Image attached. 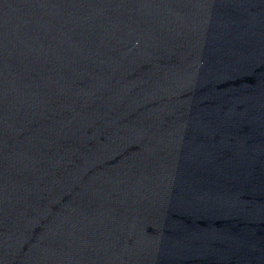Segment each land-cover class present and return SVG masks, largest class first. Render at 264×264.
Masks as SVG:
<instances>
[{"label": "water", "instance_id": "obj_1", "mask_svg": "<svg viewBox=\"0 0 264 264\" xmlns=\"http://www.w3.org/2000/svg\"><path fill=\"white\" fill-rule=\"evenodd\" d=\"M0 264H264V0H0Z\"/></svg>", "mask_w": 264, "mask_h": 264}]
</instances>
